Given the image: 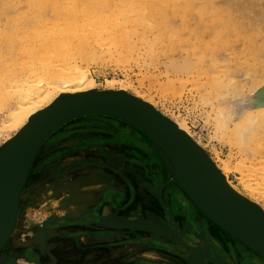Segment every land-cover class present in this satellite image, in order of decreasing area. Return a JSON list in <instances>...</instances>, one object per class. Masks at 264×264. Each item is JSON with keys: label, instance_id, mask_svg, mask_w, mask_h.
Returning <instances> with one entry per match:
<instances>
[{"label": "rangeland", "instance_id": "obj_1", "mask_svg": "<svg viewBox=\"0 0 264 264\" xmlns=\"http://www.w3.org/2000/svg\"><path fill=\"white\" fill-rule=\"evenodd\" d=\"M79 1H84L88 6H94V4H106L105 6H109V1L110 6L112 7V4H114L113 7H116L117 9H121L125 6L131 7L135 5L145 7L151 4H156L162 7L164 17L162 18V16L158 15L150 21H152V24L161 25L163 28L157 26L156 28L152 29L149 33L150 38L143 42V44H146L150 39L156 40L155 31L158 29L162 30L165 33L163 42H158L157 45V48L160 50L156 51L157 56L160 55L159 58L161 57L160 59H157L162 63L167 60V57H181V55V58H186L187 56L194 57L198 53V48L199 50L203 49V42L204 44L206 43V45L210 44V47L208 46L210 49L207 47V50H211V46L214 44V37L218 36L222 32H226V34L223 33L224 36L227 35V30H229V32L231 31L230 37H232V39L230 42H233L232 44L237 42L236 38H238L239 41V45L238 43L237 45L235 44L234 48L231 46L228 47L230 52L232 49H235L236 51L234 52L230 53L227 47V54L223 53L226 52L223 51L225 48H220L222 49L221 51L218 50L220 51L218 52V54L220 56V60L222 61L221 64H223V62L225 61L227 65L228 60L225 59L226 57L227 59L229 57V61L231 60V64L229 62L228 67H230L231 65L232 68L235 66L234 68H236V70L238 69L237 71L233 69V71L230 72V68L228 69L227 74L241 77L242 81L245 80L247 75H249L247 74L249 70L251 71V73L250 71L249 73L253 75L254 70L252 69H256L257 65L260 66V63L257 62L258 59H254L253 57H251V49L255 48L256 54L258 56L264 55L263 33L260 34L262 37H260L258 33V39L250 38L251 41H254L253 46L251 45V41L249 42L248 40V37L252 33V30H247L248 32L246 31L248 33H246L247 37H239L235 35L234 28L236 26L239 27L241 25V18L244 19L245 17H237L238 20L240 19V23H236L237 25L234 24L233 26H227L224 29V26L220 25L219 20H217L216 17H211L206 12H204L205 14L203 12H200V8L203 4L200 1L191 2L190 6L189 3H186V0H177L176 3L170 2L166 5H161L160 2H155L153 0ZM29 2L30 0H13L10 3V0H0L1 9L5 5H12L15 7L18 6L15 15L10 16V18L8 19H3V24L0 26V50L2 51L4 57H8L9 55L13 54L10 53V48L12 47V50L15 52V56L18 57L20 53L19 51L27 46V39L33 36L35 28L39 25V19L32 16V12L34 10H37V3L34 0L33 7H31ZM57 2L60 3L62 2V0H57ZM238 2L240 3V6H243V4L246 3L248 4H246L247 6H252L253 1L239 0ZM238 2H232V5L228 2V4L226 5L228 7L226 8H230L232 10V13H236L237 10L234 6L235 4L238 5ZM40 3H48V0H41ZM226 3V1L222 0L220 1V6L223 7ZM255 5L258 10L256 9V7L254 8L256 9L254 10L256 14L254 15V17L256 16L258 18V16H260L258 19H264V16L262 15L264 7H261L259 2ZM223 9L225 11H229L226 10L225 7H223ZM197 12H199V17L202 18H197ZM25 14H27L28 17L31 16L30 24L26 22L27 16ZM23 16H26V18H23ZM211 18H213V21L211 20ZM54 19V17L52 19L50 17L49 21H53ZM167 24L172 25L173 28H166ZM176 26L177 31H173ZM207 26L210 28H208ZM146 27V25L140 26V32L142 33V30L147 29ZM212 29H214L215 31ZM218 29L222 30H219V33L216 34V31L218 32ZM223 29L226 31H224ZM211 30L214 32L210 33ZM136 32L137 31L128 33L127 41L138 40V34ZM205 32L209 35L206 34L207 36L205 35L204 37H201ZM253 32L255 31L253 30ZM147 33L148 32H146V34ZM173 33L176 35H173ZM198 33L203 35H199ZM252 35H254V33H252ZM258 35L255 34V38L258 37ZM202 38L204 40H201ZM255 40H257L258 46L255 44ZM206 41L209 43H207ZM240 41H242L243 44ZM193 42L195 43V45H198H196V49H194L195 45ZM244 43L247 44L244 45ZM254 44L256 45L255 47ZM262 48L263 52H261ZM194 50H197V52H195ZM244 54L246 55L244 56ZM162 55H165V57L163 58ZM197 55L195 57H198ZM232 55H235V57ZM130 56H135V60L139 58H137V53L135 52ZM231 57L232 59H230ZM233 57L235 59H233ZM243 57L245 58L244 62L242 60ZM107 58L108 57H106V59ZM134 59L128 61L125 65L117 64L114 59L110 61L105 60L102 65H92L90 68L92 73L91 75L97 81L99 88L98 90L103 91L104 89H106V81L108 79L123 80L124 82L126 81L125 83L128 82L129 85H132V88L128 89L129 93L133 94L134 90L136 89L137 91L144 93L147 99H152L153 102L158 105L157 108L166 113L170 118L174 120L182 119L183 121H185L195 141L201 143L202 147L205 149L204 151L208 154L206 155L210 159L212 157L216 161L220 162L221 160V162H227L230 165L229 178L237 191L249 198L253 203L258 204L260 207L262 206V208L264 209V187H261L260 191L257 194L255 193L254 195V193L252 194L242 184L243 180L246 179L250 180L252 184L256 185L257 179L261 176L260 173L256 175L258 177L253 176L255 174L253 171L256 168L261 167L262 163L264 162V132H260L255 142L249 143L245 148L242 149L240 145H235V143L231 142L229 138H224L222 132L218 130V128H216V121L212 118H215V112L219 109H216L212 112V110L209 109L211 108L209 106V103L205 102L207 104L204 105V95L202 93L200 94V92H197V88H195V86H193L191 82L187 84V81L183 79L184 81L183 83L181 82V84L180 82L174 80V82L176 81V83L168 84L166 86L169 80L171 83L173 79L172 77L175 76H173L172 74V76L169 75L170 77L167 76V72L163 69L162 66H160L159 68L158 64L155 65L156 67L153 65L151 68H147L145 65H143V62H141L140 59L138 61L139 63H136ZM236 59L238 62L235 61ZM233 61L237 64H239L240 62V68L237 67V65L232 64ZM242 64H244L245 66ZM250 64H253V67L251 66L250 68ZM261 65V67H258V70L260 71L259 73L255 72L256 74H254V76L249 75L255 79L253 83H263L264 63ZM223 66L225 68V64ZM242 66H244V69H241ZM221 69V71L224 70L223 67ZM225 70H227V68H225ZM223 73H226V71ZM237 73H239L238 75L241 74V76H238ZM249 76L248 79H251L252 77ZM166 77L169 78L167 79ZM162 82H164L165 84ZM240 82L239 84L243 85ZM243 82L244 85L248 83L245 85V87H249H246L245 89L246 93L248 94L249 92L247 91L251 90L252 85H249L250 81L248 80H245ZM190 84L193 86V88L192 86H190ZM170 85H176V87L174 88L175 90L172 89V86L169 87ZM177 86H180V89ZM262 92H264V88L258 91L256 95H261ZM199 96L202 97V100ZM261 96L264 97V95ZM201 101L202 103H200ZM206 111L207 117H210L209 119L206 117ZM3 117L4 114L2 115L0 112V120ZM73 122L68 124L69 126H65L62 131L57 133L49 141V143L47 142V145L42 151L41 156L37 161V166L34 173V175H37V177H34L33 184V186L36 187V190L33 194L34 196L32 195V198L29 199L30 204L28 203L27 207L23 209L21 214V220L23 224L21 223L22 228L19 232H17V235L21 236L20 244H18L16 248L10 247L11 254L9 253L7 258L3 260L1 264H86L88 260H91V264H191V262H189L191 260H189L188 257L180 254L179 249L176 247L178 246L183 252L184 250L188 249H185L186 244L178 243L176 241L184 239L185 242H188L189 245H194L193 241L199 238L197 227H202L204 219L206 218H204L200 214L197 209L198 206L196 207V205L190 200L184 190L175 181L170 170H168L167 168L168 166L166 164V161L162 157L160 151L157 149L155 143L140 130L134 128L131 125H127L122 121L115 120L111 117L109 118L102 115H98L95 117L90 116L75 120ZM220 135H222V137H220ZM1 140L2 139H0V149L3 146V140ZM114 142H120L123 145V153L137 162L138 167L136 169V173L137 175H139L141 172L143 173V177L147 180V186L145 187L137 183L136 176H133L131 173H114L105 168L103 169L104 175L95 178H97V180L101 184L106 183V179L108 186L113 188L106 190V192L116 189L123 194L121 195L117 191L116 196L112 197L111 194L108 197L109 201L112 200V204L110 203L107 206L99 207L97 202L91 204V206L79 219H76L74 221L73 219H67L68 217L64 215V211L62 209L63 207L59 206L58 202H60L64 198V196L70 192L72 185L77 180L81 179L83 176H90L89 172L91 171V168L84 167V163L86 161H91L94 158H98L100 154L99 152L106 149H112ZM139 142L144 144L147 149H141ZM136 143L139 144V148L137 147ZM247 148H251V150L253 149L256 152L255 158L249 157L243 152V150L248 151L249 149ZM241 171L243 172V175H241ZM252 172L254 173L253 175ZM114 174L116 177L114 176ZM244 174L246 175L244 176ZM110 177L115 181H113ZM44 198H46L47 200ZM104 198L103 203L105 205V203H108V201H105ZM52 212H54V214ZM46 218L58 221L59 223L55 226L46 224L48 225L47 228L49 230H54L55 233H53L52 231L43 233L44 237L47 238V245L49 247V251L47 250V252L45 251L43 253L41 249L34 248L30 244L24 245L23 243L26 240H31V236H34L37 231L35 225L41 224V222ZM195 218H199L198 220H196L199 221L198 224L195 222ZM94 219L97 222L90 223ZM141 222H145L144 227ZM133 223H135V226L132 225ZM119 224H123L121 225L123 227L119 226ZM125 225L129 227H125ZM149 229H151V231ZM208 229L209 234H211L213 237H215L214 233H216L217 231H221L214 230L210 225H208ZM229 243L234 248L232 251L234 252L235 248H237L236 245L238 243H235L232 240H229ZM246 247H241L244 250V253L248 256L252 255L253 253L251 248L249 246ZM153 249L164 252L169 256V261L162 262L148 260L147 258H145V253ZM190 253H192L191 250L189 251V254ZM203 258V264H211V261L208 258H206L205 256ZM229 258L232 261L233 257L231 255H229ZM73 261L74 263H71Z\"/></svg>", "mask_w": 264, "mask_h": 264}, {"label": "bare ground", "instance_id": "obj_2", "mask_svg": "<svg viewBox=\"0 0 264 264\" xmlns=\"http://www.w3.org/2000/svg\"><path fill=\"white\" fill-rule=\"evenodd\" d=\"M12 1L13 0H10V3ZM153 1L160 2L161 5H166L169 4L170 2L172 3L177 2V0H153ZM195 1H200L203 3L202 6L200 5L201 6L200 12L203 13L206 12L211 17L212 16L214 18L216 17L217 20H219L220 25L224 26V29L227 26H231V25L233 26L236 23H240L239 21L240 19L238 20L237 17L240 16L245 17L244 19L241 18V23H240L241 25L239 27H237L236 24L235 25L236 27L235 28L232 27V28H234L235 35L239 37L242 36L247 37L248 34L247 30H252V33H254V35H252V33L250 32L251 36L249 35L248 37L249 42L251 41L250 38L258 39L260 34L262 33L264 34V19H258L260 16H258V18L256 16L254 17V15H256L254 10L257 9L255 4L256 3L258 4L259 2L260 6L264 7L263 0L262 2L261 0H252L253 1L252 6L251 5L247 6L248 4L246 2L245 3L247 5L243 4L244 3L243 2L242 3L243 6H240V3L238 2L239 0H229V1L224 0L227 3L224 4L223 7H225V9L229 11H225L223 7L220 6L221 5L220 1L222 0H186V3H189L190 6V3ZM35 2L37 3V10H34L32 12V16L37 17V19H39V25L35 28L33 32V36L27 39V46H25L22 50L19 51L20 53L18 57L15 56V52L12 50L13 47L10 48L11 50L10 53L13 54L9 55L8 57H4L2 51L0 50V112L2 115L4 114V117L0 120V139L3 140L2 148L4 146L8 148L9 145H12L16 140L22 137V135H24V133L29 129V127L34 123L35 120H37L45 112L55 107L57 101L61 100V102L63 101L67 102L75 99L92 96L95 93L97 94L109 93V94H115L121 96L127 95L133 98L134 100L144 105H147L148 107L153 109L156 113L161 115L164 119L169 121L177 129V131L180 132L187 140L193 142L196 146H198V148L204 151L205 149L202 147L201 143L195 141L185 121H183L182 119L174 120L170 118L166 113L162 112L157 108L158 105H156V103L153 102L152 99L150 98L147 99L144 93L137 91L135 88H134L135 90L133 89L134 90L133 94L129 93L128 89L132 88V85H129L128 82L125 83L126 81L124 82L123 80L108 79L106 81L107 82L106 89H104L103 91L98 90L99 88L97 81L91 75L92 74L90 69L91 66L96 64L102 65L105 60L110 61L112 59H114L115 62H117V64L119 65H123V64L125 65L128 61L134 59L135 56H130L134 52L137 53V58L139 57L137 60L134 59L136 63H139L138 61L140 59L141 62H143V65H145L147 68H151L153 65L155 66L156 64H158L159 68L160 66H162L163 69L167 72L168 74L167 76L171 74L175 76L172 77L173 83L172 82L170 83L169 80L168 83L166 82L167 83L166 86L168 84H174L176 83V81L183 83V81L185 80L187 81L186 82L187 84L191 82L193 86L197 88V92H200V94L202 93L204 95L203 98V100L205 99L204 105L209 103V106L211 107L209 109H211L212 112L215 111L216 109H219L218 111L215 112L216 113V115L214 116L215 118L212 117L211 118L215 119L217 126L216 128H218V130L222 132L223 137L229 138L231 142L235 143V145L238 144L243 149L249 143L255 142L260 132H264V97L261 95H256L258 91L264 88L263 85L264 80L263 83L257 84V83H253L255 79L252 77L254 76V74H256L255 72L258 73L260 72L258 70V67H261L262 66L261 64L264 63L263 61L264 55L261 56L259 55L261 58H263L261 59L256 54L255 48H252L250 51L251 57H253L254 59H258L257 62L260 63L259 64L260 66L257 65L256 69L255 68L252 69L254 70L253 75L250 74L251 73L250 70H249L250 73L248 70H247L248 72L246 71L247 74L252 75L249 76L245 74L247 75L246 77L247 79L244 76L245 80L250 81L249 85L250 84L252 85V88L250 90L251 92L247 91L249 92L247 94L245 89L248 86L245 87V85L248 83L245 82L246 84L244 85L243 81L245 80L242 81L241 77H236L234 75L227 74L228 73L227 71L230 68H231L230 72L233 71V69L235 71H237L238 69L236 70V68H234L235 66L232 68L231 65L230 67H228L229 66L228 63L231 61V60L229 61V57L228 59L227 57L225 59L228 60L227 65L225 61L223 62V64H221L222 61L220 60V56L218 54V52H220L223 48H225L223 51H226L223 53L227 54V51L229 50L228 49L229 46L234 48L235 44L237 45L238 43L239 45L238 38H236L237 39L236 40L237 42L235 41L236 43L232 44L233 42H230L232 39V37H230L231 31L229 32V30H227L228 33L225 36L224 34H226V32H222L218 36H215L214 44L212 43L214 46L211 44L213 46V47L211 46V50H207V47L208 46L210 47V44L206 45V43L204 44V42L203 43L201 42L203 44L202 45L203 51L199 50L198 48V53H197L198 55L195 53L198 57H195L196 55L194 57L187 56L188 58L187 57L181 58L182 55L181 57H169V58L167 57V60H165V62L162 63L159 62V60L157 59L159 58L160 55L157 56L156 51L160 50L157 48V45L158 42L159 43L163 42L165 33L162 30L158 29L159 31L158 30L155 31L156 40L150 39L149 42L143 44L144 41L150 38L149 33L152 29L156 28L157 26L163 28L161 25L152 24V21H150L155 17H157L158 15L162 16V18L164 17L162 7L156 4H151L145 7H141L139 5H135L131 7L125 6L121 9H117L116 7H113L114 6V4H112L113 2L111 3L113 5L111 7L109 1H108L109 6L108 5L105 6L106 4L104 5L94 4V6H88L87 4H85L84 1L83 3L79 0H62V2L60 3L57 2V0H48V3H43V4L40 3L41 0H35ZM228 2L231 5L232 2L239 3L238 5L235 4L234 6L235 9L237 10L236 13H232L231 12L232 10L230 8L229 9L226 8L228 7L226 6ZM29 3L31 7H33L34 0H30ZM255 7L256 9H254ZM17 9L18 6L15 7L12 5H7V6L5 5L2 9L0 7V26L3 24L2 20L10 18V16H14ZM263 11H262V15L264 16ZM25 15L27 16V14ZM26 16H23V18H26ZM199 16H200L199 12H197V18L198 19L202 18ZM50 17L51 19L53 17L55 19L53 21H49ZM212 19L213 18H211V20ZM26 22L29 24L31 23V16L29 17L27 16ZM143 25H146L147 29L142 30L141 33L140 26ZM166 28L172 29L173 26L167 24ZM212 30L210 31V33H213L216 29L214 31ZM219 30L222 29H218V32L216 31V34L219 33ZM253 30L255 32H253ZM134 31H137L136 33L138 34V38H137L138 40L127 41L128 33ZM173 31H177V26L174 28ZM146 32L148 33L146 34ZM206 34L208 33L205 32L204 35L203 34H199V35H203L201 37H204ZM255 34H257L258 37L255 38ZM173 35L176 34L173 33ZM260 37L262 36L260 35ZM201 40L204 39L202 38ZM240 42L242 43V41ZM247 43H244V45H246ZM251 43H252L251 45L253 46L254 41H251ZM255 44L257 45V40H255ZM255 44L254 47L256 46ZM196 45L194 49L197 48ZM226 47L228 50H226ZM234 51L236 50L235 49L231 50V52ZM195 52H197V50ZM261 52H263V48ZM246 54H244V56ZM235 55L232 56L235 57ZM106 57L108 58L106 59ZM162 57L164 58L165 55L164 56L162 55ZM234 57L233 59H235ZM243 58L242 60L244 62L245 58L244 59ZM230 59H232V57ZM235 61H237V59ZM224 64L227 70H225L223 66ZM232 64L237 65V67L240 68L239 66L240 62L239 64H237L233 61ZM252 65L253 64H250V68ZM244 66H242L243 68L241 67V69H244ZM222 67L226 71V73H223L225 72L224 70L221 71ZM238 74L239 73H237V75ZM238 76H241V74ZM248 76L252 78L251 79L249 78L250 79L249 80ZM169 77L166 78L168 79ZM242 79H243V74H242ZM174 80L176 81L174 82ZM239 82L242 83L243 85H240ZM171 86L173 87L172 89L175 90L174 88L176 87V85L175 86L170 85L169 87ZM180 86L177 87L179 88ZM190 86L192 85L190 84ZM200 99L202 100V97H200ZM200 103H202V101ZM205 113L207 117V111ZM90 116L95 117L98 115H90ZM90 116H84L78 119H74L59 126L53 132H51L39 146L33 158V161L29 167L24 183L21 187L11 230L7 238L5 239L3 245L0 246V264L2 263L3 260L7 258L8 254L10 253V249H11L10 247L16 248V246L20 244L21 236H18L17 232H19L20 229L22 228L21 223L23 224L21 220V214L23 209L27 207L30 201L29 199L32 198V195L36 190V187L33 186L34 177H37V175H34L36 170L35 168L37 166V161L39 160L42 151L47 145V142L49 143V141L57 133L62 131V129L71 122ZM107 117L109 118L111 117L115 120L122 121L127 125H131L134 128L143 132L147 137H149V139H151L148 133H145L143 129L139 127L137 128L136 126L130 124V122L128 123V121L114 116L107 115ZM207 118L209 119L210 117ZM222 135H220V137H222ZM139 143L141 149L143 150L147 149V147H145L144 144H142L141 142ZM136 145L139 148L138 146L139 144L136 143ZM156 147L160 151L164 160L165 161L168 160L169 157L167 156L166 151L163 148L161 149L158 145H156ZM243 152L249 157L252 158L256 157V152L253 149L251 150V148L248 151L243 150ZM210 161L216 167L219 174L222 176L226 187H228L233 192V194L238 198L239 202H241V204L244 206H248V204H253L258 206L264 215V209L262 208V206L260 207L258 204L250 201L249 198L242 195L240 192L237 191L235 186H233V183L229 178L230 165L227 162H221V160L220 162L216 161L212 157ZM253 172L252 175L254 174L253 176L255 177H258L256 176L258 173L261 174L260 178L257 179L256 185L252 184L250 180H246V179L243 180L242 184L245 186L247 190H249L252 194L254 193L255 195V193L257 194L260 191L261 187H264V162L262 163L261 167L256 168ZM241 175H243V172ZM245 175L246 174H244V176ZM111 179L115 181L113 178ZM93 180H95V184H93ZM105 182L106 183L101 184L99 183L97 178L93 176H89V177L83 176L81 179L77 180L72 185L70 192L67 193L62 200L60 199L61 200L60 202H58L59 206L63 207L62 209L64 211V215L68 217L67 219H73V221L79 219L80 217H82L85 211L91 206V204L98 202L99 207L107 206L108 204H110L112 200L110 201L108 200L109 195L112 194V197L116 196L118 190L114 189L106 192V190L113 188L108 186L106 179ZM118 193H120L121 195L123 194L120 191H118ZM214 195H215L214 199L215 201H217L218 204L224 205L227 202V199L224 196V194L218 192V190L215 191ZM103 198L105 201H108V203H105V205L103 203ZM197 209L200 212V214L204 218H206V219L203 218L204 219L203 223L205 227L202 228L203 232L200 234L198 233L199 238L193 241L194 245H189L188 242H185L184 239L183 240L181 239L180 241H176L178 243L186 244L185 249L186 248L188 249L184 250L183 252L180 250L178 246L176 247L179 249L180 254L188 257L189 260H191L189 261L191 262V264H203L204 256L211 261V264H264V257L259 255L254 250L251 249L253 254L249 256L244 253V250L241 247L248 246L247 245L248 243L246 241L238 238L231 231H229V229L223 227L222 225L218 224L216 221L211 219L202 208L200 209L199 207H197ZM52 213L54 214V212ZM198 219L195 218V222L197 224L199 223V221H196ZM54 221L55 220L46 218L44 221L41 222V224L35 225V228H37L35 235L31 236L30 241L26 240L23 244L24 245L30 244L34 248L41 249L43 253L45 251L47 252V250L49 251V247L47 245V238L44 237L43 233H46L47 231H52L53 233H55L54 230H49L47 228L48 225H46V224L49 225L51 224V226L58 225L59 222L58 221L54 222ZM208 225L212 226L214 230H221V231H217L216 233H214L215 237H213L211 234H209ZM227 239L232 240L235 243H238L236 245L237 248H235L234 252H232L234 248L230 245L229 240ZM33 242H35L36 244ZM190 250L192 251V253L189 254ZM229 255H231L234 258V260L231 261ZM144 257L147 258L148 260H154V261H162V262L169 261L168 255H166L164 252L155 249L147 251ZM71 263H74V261ZM86 264H91V260H88Z\"/></svg>", "mask_w": 264, "mask_h": 264}, {"label": "water", "instance_id": "obj_3", "mask_svg": "<svg viewBox=\"0 0 264 264\" xmlns=\"http://www.w3.org/2000/svg\"><path fill=\"white\" fill-rule=\"evenodd\" d=\"M90 115L118 117L148 133L154 143L166 151L169 157L166 164L190 200L264 257V215L261 210L253 204L242 205L226 187L206 152L187 140L169 121L127 95L109 93L57 101L55 107L35 120L22 137L10 147L0 149H7L0 153V246L11 230L21 187L41 143L59 126ZM217 190L227 199L224 205L214 199ZM141 223L144 227L145 222Z\"/></svg>", "mask_w": 264, "mask_h": 264}, {"label": "snow or ice", "instance_id": "obj_4", "mask_svg": "<svg viewBox=\"0 0 264 264\" xmlns=\"http://www.w3.org/2000/svg\"><path fill=\"white\" fill-rule=\"evenodd\" d=\"M261 95H264V92ZM6 150L4 149L3 151ZM3 151H0V153ZM84 167L91 168L89 175L93 177L104 175L103 169L105 168L114 173H131L133 176H136L137 183L145 187L147 186V180L143 177V173L141 172L139 175L136 173L138 167L137 162L123 153V145L120 142H114L112 149L101 151L98 158L86 161ZM93 184H95V180H93ZM96 222L94 219L90 223Z\"/></svg>", "mask_w": 264, "mask_h": 264}, {"label": "flooded vegetation", "instance_id": "obj_5", "mask_svg": "<svg viewBox=\"0 0 264 264\" xmlns=\"http://www.w3.org/2000/svg\"><path fill=\"white\" fill-rule=\"evenodd\" d=\"M202 228H205V227H204V223H203L202 227H197V232H198L199 234L203 232ZM232 260H234V258H233Z\"/></svg>", "mask_w": 264, "mask_h": 264}]
</instances>
